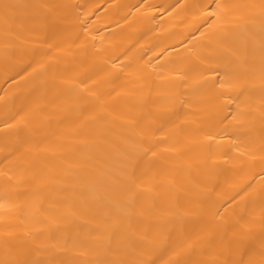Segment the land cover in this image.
Returning <instances> with one entry per match:
<instances>
[{
	"label": "bare ground",
	"instance_id": "bare-ground-1",
	"mask_svg": "<svg viewBox=\"0 0 264 264\" xmlns=\"http://www.w3.org/2000/svg\"><path fill=\"white\" fill-rule=\"evenodd\" d=\"M0 264H264V0H0Z\"/></svg>",
	"mask_w": 264,
	"mask_h": 264
}]
</instances>
